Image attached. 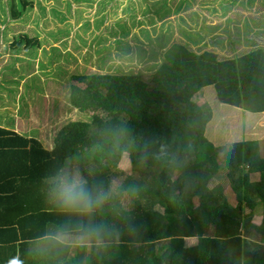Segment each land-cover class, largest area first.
Here are the masks:
<instances>
[{"label":"trees","instance_id":"1","mask_svg":"<svg viewBox=\"0 0 264 264\" xmlns=\"http://www.w3.org/2000/svg\"><path fill=\"white\" fill-rule=\"evenodd\" d=\"M142 1L143 13L149 15L136 23L151 26L159 21L158 29L153 33L148 28L132 31L137 17L129 3L123 10H132L131 21L116 22L104 36L114 37L123 54L137 51L140 59L141 51L151 54L155 61L145 64L144 72L123 70L114 63L102 72L72 73L69 102L77 111L90 114L62 122L51 149L42 139L0 126V218L4 227L0 239L6 245L10 242L12 249L16 241L29 247L18 258L7 251L5 261L15 264L22 256L35 253L30 248L34 239L64 222L45 200L44 177L56 169L74 167L89 185L110 191L105 210L93 219L102 221L115 237L97 247L72 236L67 245L41 257L42 264L99 260L101 264H264V47L223 55L221 42L211 41L212 47L206 48L199 28L187 31L179 26L182 21L175 20L174 27L187 39H174L167 45L172 23L165 15L170 16L176 6L166 0ZM6 2L13 20L32 8L30 0ZM108 2L98 0L97 4L105 7ZM64 3L69 11L71 0ZM181 10L180 2L175 11L179 15ZM51 11L59 16L58 21L64 20L55 6ZM82 26L89 28V21ZM193 35L195 39L187 37ZM126 36L132 43L123 41ZM39 38L19 32L12 39V50L24 43L25 54L32 55L30 49H38ZM79 40L83 42L81 37ZM145 42L146 49L141 47ZM43 48H39L41 52ZM72 48H78V43L73 41ZM20 76L32 77L22 72ZM4 89L0 87L2 92ZM9 90L14 86L6 90L7 97ZM230 107L235 117H252L253 122L247 135L232 137L224 144L215 126L229 114L224 111ZM126 150L129 173L118 167ZM224 170L234 202L221 184L208 186L212 175ZM254 214L260 216L258 223L252 222ZM185 237H196V242L185 246ZM77 240V252L69 257L70 244ZM84 248L89 250L82 256ZM94 249L95 256L89 253Z\"/></svg>","mask_w":264,"mask_h":264},{"label":"rangeland","instance_id":"2","mask_svg":"<svg viewBox=\"0 0 264 264\" xmlns=\"http://www.w3.org/2000/svg\"><path fill=\"white\" fill-rule=\"evenodd\" d=\"M6 1L0 0V65L3 66L5 63L0 75L11 77L14 82L18 79L20 83L17 84L18 81L14 84L13 82L2 83L3 77H1L0 84L5 89L3 92L0 90V97L9 102V97L15 96V102L21 112L25 109L26 111L31 110L32 113L26 114V118L23 120L30 122L31 129L39 126L42 130H37L38 135H47L49 143H52L53 135L62 122L68 119H85L90 114L88 110L85 112L77 111L69 102L68 87L69 82H72L70 79L72 73L80 71L87 73L102 72L107 68L109 70V66H113L114 63L120 65L123 70H142L144 72V65L155 61L151 54L142 51L140 52L141 59L138 57L137 51L123 54L114 43V37L104 36L109 30V26H113L116 22L131 21L129 14L132 10L137 17L132 31L136 32L141 28H148L153 33V30L158 29L159 21L151 26L147 22L136 23L143 21L149 15L148 12L143 13L142 0H109L105 7H100V4H97L98 0H75V2L71 0L69 11L66 10L64 0H30L32 8L26 10L22 17L16 20L9 17V6ZM148 1L153 2V0ZM158 1L161 2L162 0ZM166 2L171 6H176L173 8L174 10L172 9L173 12L170 13V16L165 15L167 21L172 23L169 29L170 36L166 37V41L170 39L167 45L174 39H181L182 41L187 39L177 31V27H174L173 21L175 20L182 21L179 26L186 28L187 31L199 28V34L202 35V40L206 42V48L212 47L211 41L221 42L223 45L220 53L223 55L240 53L256 45L264 47V0H166ZM180 2L182 10L181 14L178 15L179 12L175 10L178 9ZM90 3L91 5L88 6L87 4ZM129 3L136 7L132 6V10L130 8L123 10V7ZM80 4L83 5L81 8H79ZM52 6L62 12L64 20L58 21L59 16L57 17L52 13ZM101 16L104 17L103 22L99 28H95L91 32V28L98 25ZM85 20L89 21V28L87 29L82 26ZM66 29L68 30L67 33H65ZM19 32L26 33L28 37L38 34L41 37V39L39 38L41 43L38 49L45 47L43 52L35 47L30 49L32 55L28 56L25 54L27 49L22 46L24 43H21L17 51L12 50L14 48L11 45L12 39ZM95 34L100 35L101 38H99L103 41L94 38ZM52 35L55 36L54 39ZM80 37L83 39L82 43H80ZM187 37L192 40L196 38V35ZM73 41L78 43V48H72ZM123 41L132 43L130 36L123 38ZM101 44H109L110 46L101 48ZM49 45L54 46L53 50L49 48ZM98 47L101 50L96 54ZM141 47L146 49L148 42L143 43ZM158 49L159 51L162 50L161 47ZM109 51L111 53L108 54ZM48 54L51 59L48 58ZM105 54L109 56L104 57V61L97 59ZM48 61L53 62L48 63ZM21 72L23 75L28 74V76L37 73L38 75L26 78L20 76ZM23 81L25 82L23 83ZM75 83L84 85L78 81ZM10 86H14V90H9V97H7L5 92ZM210 92L212 91L207 90V93ZM208 100L213 102L209 98ZM33 105L37 108L32 107ZM24 106L29 108L24 109ZM7 107L11 108V105L9 104ZM230 110L233 109L230 107L224 111L225 113L229 112V114L224 117V120L217 122L215 126L224 144L232 137L247 135V128L253 122L252 117L249 119L243 116L235 117V114ZM234 119L242 121L237 123L233 121ZM261 151L264 154V149ZM126 152L128 151L126 150L124 156L119 160L118 167L129 173ZM69 171L77 173L74 167H71ZM226 171H219L212 175L208 181V186L213 187L216 184H221L230 201L234 202V194L229 188L230 181ZM251 178L255 179L256 175L251 174ZM259 220L260 217H256L254 214L252 222H259Z\"/></svg>","mask_w":264,"mask_h":264},{"label":"clouds","instance_id":"3","mask_svg":"<svg viewBox=\"0 0 264 264\" xmlns=\"http://www.w3.org/2000/svg\"><path fill=\"white\" fill-rule=\"evenodd\" d=\"M44 183L45 200L64 222L34 239L33 250L37 256L46 257L52 250L67 245L72 236L93 242L97 247L112 241L115 233L102 221L93 219L105 210L111 198L110 191L99 185H89L78 173L64 168L46 175Z\"/></svg>","mask_w":264,"mask_h":264},{"label":"crops","instance_id":"4","mask_svg":"<svg viewBox=\"0 0 264 264\" xmlns=\"http://www.w3.org/2000/svg\"><path fill=\"white\" fill-rule=\"evenodd\" d=\"M1 77H3L1 80L2 83H5V82H8L9 80H11V77H6L4 75L3 76L0 75V78ZM0 94H1V92H0ZM9 104L11 105V108L7 107ZM26 107L27 106H24V109ZM32 107H36V106L33 105ZM27 108H29V107H27ZM25 110H23L21 112V109L18 108V104L15 101L6 102L5 100H3L0 97V126L5 127L7 129H11L12 131L17 132V133H22V134L27 135V136L36 137V139L40 140L41 142H42V140H44V143L42 142V144L45 145L47 148L51 149L52 143H49L47 141V135H38L37 130L40 129L39 126L35 127V129H31L29 126L30 122L23 120L24 118H26V114L32 113L31 110H28V111H25ZM45 123H43V124H45ZM40 130H42V129H40ZM40 133H42V132L40 131ZM45 139H46V143H45ZM262 155H264V154H262ZM255 215H256V217L259 216L257 214H255ZM99 217H100V215H99ZM1 223H3V222L1 221V218H0V230L2 231V228H4V227H1ZM255 223H258V222H255ZM1 231H0V235H1ZM5 231L7 232V230H5ZM3 240L5 241L4 238L0 239V244L3 246V247H0V264H11V261L7 262V261H5V258H4L5 253H7V251L9 253H13L15 258H18V256L21 255L23 250L29 248L28 246H25V245L24 246L19 245L20 242L18 243L16 241L15 245L12 249L11 243L8 242L9 244L6 245L3 242ZM195 242H196V237H185L184 238V245L185 246H191ZM79 243H80V241L77 240V243H74V244L71 243L70 244L71 248L68 250V256L69 257L71 256L72 253L74 256L75 252H77L76 247L79 245ZM4 245H5V247H4ZM33 247H34V245L30 248H33ZM88 250H89L88 248H84L83 252H82V256H83V253H87ZM96 250L97 249H94V251H89V253L92 252V254L95 256ZM84 256H85V254H84ZM109 256H110V253L107 252L106 257L108 258ZM82 259H83L82 260V263H83L85 261V259L83 257H82ZM15 264H42V260H41V257L36 255V253H31L28 256H24V258L22 256V260L20 262H15ZM92 264H101V262H100V260L99 261H93Z\"/></svg>","mask_w":264,"mask_h":264}]
</instances>
